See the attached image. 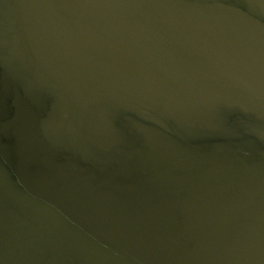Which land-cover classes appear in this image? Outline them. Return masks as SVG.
<instances>
[{
  "label": "water",
  "instance_id": "obj_1",
  "mask_svg": "<svg viewBox=\"0 0 264 264\" xmlns=\"http://www.w3.org/2000/svg\"><path fill=\"white\" fill-rule=\"evenodd\" d=\"M0 264H264V0H0Z\"/></svg>",
  "mask_w": 264,
  "mask_h": 264
}]
</instances>
